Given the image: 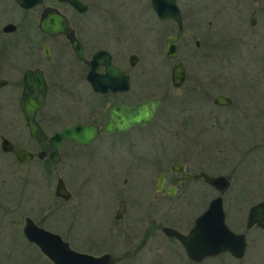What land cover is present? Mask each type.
Masks as SVG:
<instances>
[{
	"label": "flooded vegetation",
	"instance_id": "obj_1",
	"mask_svg": "<svg viewBox=\"0 0 264 264\" xmlns=\"http://www.w3.org/2000/svg\"><path fill=\"white\" fill-rule=\"evenodd\" d=\"M6 1L14 5L13 8L16 10L17 14L15 13V15L18 22L13 23L8 21L0 27V49L3 48L7 51V49L12 47L10 46V44L13 45L11 41L12 35L17 33L19 28L22 29V33L19 31V40H22L23 44H26L27 47L24 49L26 58L20 59L22 62H17L19 60L0 55V81L6 82L3 86H0V114H3V117L0 118V127L1 129H5L9 136L3 133L0 134V150L2 154L11 155L13 162L18 166L34 164V170L37 173L35 174L34 170L32 172L39 177L42 176L41 172L43 175H46V170L49 172L55 170L53 174L57 177L56 184L59 179L63 181L69 193L68 198L57 196L55 193L54 195L60 201L59 218L66 220V224L64 229L55 228L57 233H54L60 235L62 240L67 242L73 250L95 256L107 254L112 258L113 264H119L120 260L125 261L124 264L130 261L145 264L150 261L154 264L165 253L172 254V258H175V264H264V226L257 223L248 226V214L251 207L264 201V196L259 202L253 200L249 202L251 204L249 206H247V203L242 211L232 209L230 204L231 210L228 211L225 208L224 200L232 188L237 186L232 184L231 176L225 174H219L225 176L229 181L228 189L221 196L225 222L232 231L244 235L246 242L245 249L241 256L225 251L206 257L198 262L189 259L179 241L175 237L167 236L163 233L162 228L167 226L183 234H187L197 217L188 228L185 227L183 230L175 226L163 225L162 221L158 222L157 220L158 201L160 198L173 197L179 191H186L185 187L189 183L201 182L204 185L210 186L201 177L187 179L185 178L186 175H198L202 172L211 176L215 175L203 170L201 164L196 165L193 163V167L195 168L190 169L191 165L188 162L184 164L175 162L179 164L176 170L172 169V164L170 172L161 171L158 174L156 158L136 157L135 161H138L140 164V169L132 168L131 164H134V159L128 161V159L120 158V160H117L115 167L108 176L107 207L103 215L104 222H106V236H97L98 238H89L83 241L82 249L80 246L78 247L72 243L73 224L81 221L83 216V212L79 207L83 203V200H80L82 189L86 181L91 179V175L86 172L82 176H73L74 181L69 183L65 181V176H62L65 174L64 171L68 168L69 170L74 169L78 164L86 160L88 156L93 154L95 150L91 146L97 141L104 140L112 142L111 144L117 143L120 147L129 145L127 143L130 139H134L135 135H142L143 130L151 126L163 104L164 98L156 94L150 96L139 95L140 93L135 86L136 73L138 72V69H135L137 68L139 57L132 53L126 60V56L118 57L115 50H113L114 46L121 39L119 31L116 32L117 36H114L115 33H112V35L108 34V48H96L95 40L98 35L95 34L96 29L94 31L92 27L100 28L102 26L101 23H104V19H101V9L94 11L84 0H79L86 7L81 11L69 3L59 0H43L40 4L31 8H23L14 0H0V2ZM176 3L183 19V8L179 4V0H176ZM56 4L68 7V10L60 9ZM48 7L55 10L47 11L46 8ZM222 7L226 10L220 12L222 13L221 16L224 18L229 17L226 18V21L235 25L236 29H232L233 31L235 30L234 33L229 35L228 33L223 34V31H221V33H217V36L211 37L209 35L210 39L207 43L195 39L194 50L191 53L193 56L189 60L186 58L187 60L181 61L179 57L176 60L168 59L171 63V72L176 62H182L185 69V78L181 86L175 87L172 83L170 72L169 84L171 87L168 83L167 87L180 91L182 97L179 103L182 106L178 107L177 104L175 111H167L163 118L168 120V123L181 122L185 128H190L194 126L198 119L196 114H202L201 117L199 116L201 125L205 124V115L210 114L214 120V123H212V126H214L215 123L221 121L223 110H227L234 114L231 120L233 124H236L240 120L252 121L253 124H251L249 130L255 128L257 124L256 128L264 131V0H229V3L223 2ZM1 11H3V8L0 9ZM32 11L34 12V16L29 14ZM55 13L63 15L68 26L73 30L74 37L81 47L82 58L78 57L71 40L66 35H51L41 29L40 24L46 22V16ZM117 13L120 15V10ZM168 21L174 25L175 33H177L179 30H177L175 22L172 20ZM10 23L15 25L14 31L5 30V26ZM109 23L107 21V24ZM212 23V21L208 22L209 25H212ZM184 32L183 21V28L179 32L178 51L181 34ZM189 37H192V33H190ZM229 43H232L230 47H228ZM98 52H102L101 56L103 59H105L107 54L110 58L108 63L113 64L123 73V76L121 73L120 76L114 77L116 80L112 85V88H115L114 90H107L105 92L96 91L90 82V79L94 77V72L99 74L98 76H102L103 80L108 79L106 67L102 61L97 64L95 71L89 63ZM197 54L201 55L202 58H196L197 56L195 55ZM132 56L136 58H132ZM191 60L192 63H190ZM198 61L204 67L203 71L197 66ZM124 63H127L128 68L123 66L125 65ZM233 65L237 66V70L233 68ZM27 71L40 73L47 85L45 105L35 115L38 125L46 135L41 140H37L29 135L26 120L19 105V99L24 88V75ZM232 71L236 72L235 75L242 76V80L239 79L241 82L239 85L233 83V80L236 79H230V77H235L231 73ZM237 85L240 89L239 92H236L233 88V86ZM221 88H224L226 91ZM166 91L168 92L167 88ZM18 94H20L18 98V110L24 120V123L22 122L20 126H22V129H26L32 146L21 145L17 148L16 143L18 139L16 140L10 134L13 131L11 129H13L14 125L8 116L11 113L8 104ZM53 97L58 98V103L63 98H74L73 109H70L68 112H58L51 109L57 103L54 99L52 102ZM91 97L97 98L101 102L95 106H87L85 101ZM152 98L158 99L159 107L148 124L132 126L125 132L111 135H105L100 131L108 120L107 108L111 103L117 102L124 105H135ZM169 101L172 102L174 100L169 99ZM81 103L91 108L86 109ZM254 120L257 123H254ZM75 125L95 126L98 134L86 145L80 144L72 138L64 139L56 150L58 159L57 162H54L50 157L51 153L55 150L51 145V137L62 129ZM16 127L20 128L18 125ZM50 127L58 129L49 132ZM201 128L208 129L209 127L201 126ZM10 136L14 139H11ZM149 136L150 139H153L152 132L149 133ZM2 137L7 138L12 143L11 151L5 152L2 150ZM219 143L221 144L222 141H219ZM248 145L254 146L256 151H263L261 156L264 158V136L260 139L253 138L248 142ZM20 149H25L29 153H32V158L22 163L17 161L16 153ZM63 156L65 158L68 156L69 161L63 160ZM161 177V184L159 186V179ZM98 182L100 181L96 180L94 182L96 187L98 186ZM211 188L216 192L217 196L219 194L218 191L213 187ZM170 191H174V193L171 194ZM61 210L66 211L68 215L63 214ZM230 216H233V222ZM27 217L29 216H25L24 220ZM31 219L38 226L43 227L37 222L38 220ZM230 223L232 226H230ZM158 231L162 233V237L159 242H156ZM26 241L38 250L35 244L29 242L27 239ZM174 244L176 247H174ZM153 246L155 249H153ZM160 248H163L162 253ZM41 256L43 255L41 254ZM48 263L51 264L49 261Z\"/></svg>",
	"mask_w": 264,
	"mask_h": 264
},
{
	"label": "rangeland",
	"instance_id": "obj_2",
	"mask_svg": "<svg viewBox=\"0 0 264 264\" xmlns=\"http://www.w3.org/2000/svg\"><path fill=\"white\" fill-rule=\"evenodd\" d=\"M84 2L89 4L94 11L101 9V19H104L100 28L92 27V30L96 29L95 34L99 39L95 40L96 48L109 46L108 34L115 33L114 36H117L116 32L119 31L121 39L113 50L118 57L126 56V60L132 53L139 57L135 69H138L135 86L139 95L156 94L164 99L151 126L144 129L142 135H135L134 139L126 142L129 145L120 147L117 143L97 141L91 146L95 150L93 154L74 169L69 170L68 168L64 171L65 174L62 176H65V181L69 183L74 181L73 176H82L86 172L91 175V179L86 181L82 189L80 200L82 199L83 203L79 207L83 216L81 221L73 224L72 243L82 249L83 241L89 238H98L97 236H106V222H104L103 215L107 207L108 176L120 158L128 159V161L134 159L135 165L131 164L134 169H140V164L135 161L136 157L156 158L158 174L161 171L170 172V166L175 162L181 164L188 162L191 165L190 169L195 168L193 167V163H195L196 165L201 164L202 169L212 175H230L232 184L237 187H233L224 200L225 208L228 211L231 210L230 204L232 209L242 211L247 203L249 206L251 205L249 202L253 200L261 201L264 196V158L261 156L263 151H256L254 146L248 145V142L253 138L260 139L264 136V131L256 128L257 124L251 130L249 129L253 124L252 121L240 120L233 124L231 120L234 114L227 110H223L221 121L215 123L214 126H212L214 120L210 114L205 115L204 125H201L199 119L202 114H196L198 119L190 128H185L181 122L168 123V120L163 118L167 111H175L177 104L178 107L182 106L179 103L182 97L180 91L167 87V83L170 86L171 63L164 56V40L175 33L174 25L170 21H160L151 9L149 0H84ZM223 2L229 3V0H179V4L183 8L185 30L181 34L179 43L178 57L181 61L189 60L193 56L191 53L194 50L195 39L207 43L210 39L209 35L217 36V33H221V31L223 34L228 33L229 35L234 33L235 30L232 29H236L235 25L226 21L228 16L226 18L221 16L220 12L226 10L222 7ZM13 6L7 1L0 2V9L3 8V11L0 12V27L8 21L18 22ZM57 6L60 9L68 10V7ZM119 10L120 15L117 13ZM29 14L34 16L33 11ZM107 21L110 23L107 24ZM209 21L213 22L212 25L208 24ZM19 31L22 33V29L19 28L17 33L12 35L13 45L10 44L12 47L7 51L1 48L0 55L22 62L20 59L26 58L24 49L27 45L19 40ZM190 33H192L191 38L189 37ZM231 44L229 43L228 47ZM195 56L202 58L199 54ZM124 64L121 65L128 68L127 63ZM197 66L200 70H204L201 62L198 61ZM233 68L237 70V66L233 65ZM231 73L235 75L236 72L232 71ZM230 79H236L233 80V83L239 85L241 83L239 79L242 80V76L235 75ZM238 85L233 86L236 92L240 90ZM19 95L15 96L13 101L8 104L9 110H11L8 116L14 125L10 134L16 140L18 139L17 148L21 145L32 146L26 129H22L20 126L24 120L18 110ZM53 99L58 103V98L53 97L52 102ZM169 99H173L175 102H171ZM99 102L101 101L94 97L85 101L87 106H95ZM57 103L51 109L68 112L73 109L74 98H63L60 103ZM81 105L86 109L91 108L84 103ZM2 117L3 114H0V118ZM254 123L257 122L254 120ZM17 125L20 128L16 127ZM201 126L209 128L204 129ZM57 129L50 127L49 132ZM150 132L153 133V139H150ZM1 133L8 136L6 130L0 127ZM14 138L11 137V139ZM219 141L222 143L220 144ZM63 160L69 161V157L63 156ZM34 168V164L16 165L11 155L2 154L0 150V264H49L23 236L22 228L25 216L38 220V223L51 232L57 233L55 228H65L66 220L59 218L60 201L54 195L57 180L56 175L53 174L55 170H51V172L46 170V175L41 172L42 176L39 177L35 175L37 172ZM96 180L100 181L97 187L94 183ZM185 189L186 191H179L173 197L159 199L158 222L162 221L163 225L175 226L180 230L188 228L216 196V192L210 186L201 182L189 183ZM61 212L68 215L66 211L61 210ZM230 218L233 222V216ZM230 226H232L231 223ZM157 237L156 242H159L162 237L160 231H158ZM174 247H176L175 244ZM153 249H155L154 246ZM160 251L162 253L163 248H160ZM124 263L123 260L119 261V264ZM127 264L145 263L130 261ZM147 264H153V262L148 261ZM154 264H175V258H172V254L165 253Z\"/></svg>",
	"mask_w": 264,
	"mask_h": 264
},
{
	"label": "water",
	"instance_id": "obj_3",
	"mask_svg": "<svg viewBox=\"0 0 264 264\" xmlns=\"http://www.w3.org/2000/svg\"><path fill=\"white\" fill-rule=\"evenodd\" d=\"M14 1L23 8H31L40 4L43 0ZM59 1L67 2L79 11L86 8L79 0ZM150 3L159 20H172L175 22L178 30L183 28V19L176 0H150ZM46 9L47 11L55 10L51 7ZM40 27L43 31L51 35H66L71 40L78 57L82 58L80 44L75 39L73 30L68 26L63 15L56 13L47 15L46 22L40 24ZM5 30L14 31L15 25L12 23L7 24ZM178 41V33L165 39L164 56L167 59L176 60L178 58ZM101 54L102 52L96 53L93 60L89 63L95 71L97 64L102 61V63L105 64L108 79L103 80L102 76H98L99 74L94 72V77L90 79V82L96 91L105 92L107 90H114L115 88H112V85L116 82L114 77L120 76L122 72L113 64L108 63L110 58L107 54L105 59L102 58ZM132 58L136 57L132 56ZM37 73L36 71H27L25 73L24 88L19 99V105L25 117L29 135L37 140H41L44 139L46 135L38 125L35 115L37 111L45 105L47 85L41 74ZM184 78V66L182 62H176L171 72L173 85L175 87L181 86ZM5 83V81H0V86H3ZM158 107L159 101L156 98L148 99L135 105H124L113 102L107 108L108 120L100 131L105 135H111L118 132H125L132 126L148 124ZM97 134V128L92 125L66 127L51 137V145L55 150L51 153L50 157L54 162H57L58 153L56 150L64 139L72 138L80 144L86 145L90 143ZM12 146V143L7 138L2 137L1 148L3 151H11ZM31 158L32 153H29L25 149H20L16 153V159L20 163ZM178 166V163H174L172 169L176 170ZM200 177L203 178L204 182L216 189L219 194L209 202L207 208L195 219L192 228L187 234H183L167 226L162 228L163 233L167 236L175 237L181 244L187 257L195 262L225 251L236 253L238 256H241L246 246L245 237L243 234L232 231L225 222V213L221 196L228 189L229 181L223 175L211 176L203 172L198 175L185 176L187 179H197ZM161 179L162 177L159 179V186L161 184ZM170 192L171 194L174 193V191ZM54 193L57 196L68 198L69 193L61 179L58 180ZM263 212L264 201L251 207L248 214V226L253 223L264 226ZM23 235L29 242L35 244L40 253L51 264H113L112 258L107 254L95 256L73 250L67 242L62 240L60 235L38 226L29 217L24 220Z\"/></svg>",
	"mask_w": 264,
	"mask_h": 264
}]
</instances>
